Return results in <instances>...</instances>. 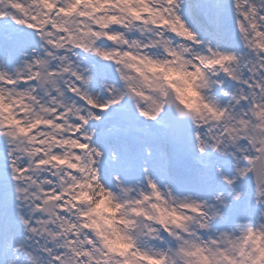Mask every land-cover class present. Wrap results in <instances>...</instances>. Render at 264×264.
I'll return each instance as SVG.
<instances>
[{
    "label": "snow or ice",
    "instance_id": "1",
    "mask_svg": "<svg viewBox=\"0 0 264 264\" xmlns=\"http://www.w3.org/2000/svg\"><path fill=\"white\" fill-rule=\"evenodd\" d=\"M0 264H264V0H0Z\"/></svg>",
    "mask_w": 264,
    "mask_h": 264
}]
</instances>
